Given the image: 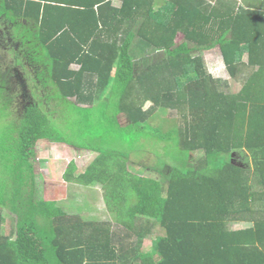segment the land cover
<instances>
[{
	"label": "trees",
	"instance_id": "1",
	"mask_svg": "<svg viewBox=\"0 0 264 264\" xmlns=\"http://www.w3.org/2000/svg\"><path fill=\"white\" fill-rule=\"evenodd\" d=\"M243 1L0 0V264H264V0ZM44 140L93 154L63 179L107 219L44 197Z\"/></svg>",
	"mask_w": 264,
	"mask_h": 264
},
{
	"label": "rangeland",
	"instance_id": "2",
	"mask_svg": "<svg viewBox=\"0 0 264 264\" xmlns=\"http://www.w3.org/2000/svg\"><path fill=\"white\" fill-rule=\"evenodd\" d=\"M206 54H208L209 57L208 67L210 72L216 77L227 78V73L222 64L218 47H214L209 52H205L204 56ZM148 104L147 102L146 106H148ZM140 144L143 145L145 142H140ZM148 148L146 147L147 150H150V148ZM146 154L149 156L145 155L141 161L149 164L152 163L155 156L152 155L150 151ZM92 158L93 154L89 155L86 152L75 151V149L63 143H52L44 140L40 141L37 145L34 169L36 173L42 174L43 195L46 199L55 200L68 213H80L86 217L104 220L107 219L108 215L100 196V187H83L78 184L69 183L63 179V173L69 161L74 160L76 162L78 168L76 174H78L91 162ZM134 166L135 165H133V167ZM141 174L146 177L144 180H147V177L155 179V175H157L154 171L146 173L141 171ZM145 184L148 187L149 184ZM156 199V193L144 196V201L146 200L148 204L151 201H156ZM146 209V207H142L141 211ZM6 219L5 228L6 231H8V217ZM149 244L150 240H146L145 246L149 247Z\"/></svg>",
	"mask_w": 264,
	"mask_h": 264
},
{
	"label": "crops",
	"instance_id": "3",
	"mask_svg": "<svg viewBox=\"0 0 264 264\" xmlns=\"http://www.w3.org/2000/svg\"><path fill=\"white\" fill-rule=\"evenodd\" d=\"M234 1H237L239 4H244V1L243 0H233V2H232V4L234 5L235 3H234ZM248 3H250L251 2V0H246ZM253 1H255V2H260L259 0H253ZM210 50H208V51H205V52H209ZM204 52V53H205ZM205 59H206V61H207V64L209 65V57H208V54H206L205 55Z\"/></svg>",
	"mask_w": 264,
	"mask_h": 264
},
{
	"label": "clouds",
	"instance_id": "4",
	"mask_svg": "<svg viewBox=\"0 0 264 264\" xmlns=\"http://www.w3.org/2000/svg\"><path fill=\"white\" fill-rule=\"evenodd\" d=\"M213 49V48H212ZM209 50H211V49H209ZM208 51V50H207ZM205 52V51H204ZM204 52L202 53L203 55H204ZM205 57V56H204ZM221 61H222V59H221ZM223 63V62H222ZM209 66V65H208Z\"/></svg>",
	"mask_w": 264,
	"mask_h": 264
}]
</instances>
